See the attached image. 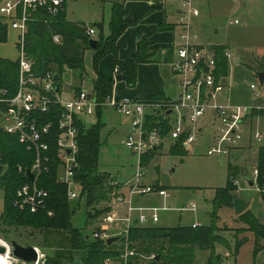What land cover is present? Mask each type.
I'll list each match as a JSON object with an SVG mask.
<instances>
[{"label": "trees", "instance_id": "16d2710c", "mask_svg": "<svg viewBox=\"0 0 264 264\" xmlns=\"http://www.w3.org/2000/svg\"><path fill=\"white\" fill-rule=\"evenodd\" d=\"M126 10L120 2H114L109 22V35L96 40L97 46L92 50L91 64L96 77L93 81L92 92L98 102H104L112 95L113 78H105L98 73L100 60L107 55L112 58L110 68L117 69V75L128 87H134L137 79L139 64L149 62V42L143 37L137 44L135 54L127 60L117 57L116 42L124 31L134 25L136 21L125 19ZM34 18L28 24V31L24 37L23 50L33 64L35 75L42 77L46 73L59 75V91L62 85V75L65 69L72 71L78 78L85 73L84 53L89 50L88 41L93 39L86 33V27L79 23L65 20L63 12L56 17L43 13L33 14ZM54 35L60 37V43H54ZM7 38L5 27L0 25V44ZM216 77H225L227 74V59L223 48H216L214 55ZM18 61L0 59V89L6 90L13 96L18 84ZM264 87V84H263ZM77 88L75 94L79 93ZM103 107L95 110V123L86 126L82 119H75L76 136V163L78 168L73 180L80 187L79 199L84 201L88 224L92 219L103 217L109 212L111 196L119 186L107 174L98 172V160L101 147L100 132L104 124L101 123ZM61 108L51 105L47 114L39 116L40 122H52V135L49 141V150L46 153L48 162L36 178L34 185L46 193L45 207L36 213L19 211L12 205L14 192L26 181L18 168L29 169L34 162L35 154L28 151L19 143L17 136L4 133L0 129V165L3 172L0 176V189L4 193V209L0 215V225L8 229H27L38 231L41 234L39 247L46 255V264H122L120 255L123 251L124 238L110 245L106 241L87 237L80 229L75 228L71 219L75 208L67 199L66 185L58 182L59 159L57 155V120ZM253 117H264V110H256ZM150 127L161 126L163 133H167V126L156 122L154 116L149 117ZM161 124V125H160ZM171 153L184 154L181 143L176 142ZM155 152H148L142 157L141 166L147 165ZM257 167L260 182L264 179V147L257 153ZM238 167L228 164V180L224 188L216 189L212 211L209 213V224L201 226H177L173 228L132 226L127 235L129 250L134 255L129 258V264H194L197 251H208L206 264H222L223 259L215 253L216 245L225 244L222 236L223 229L217 223L218 212L222 208L232 207V194L236 190L231 178L237 173ZM111 182H115L111 185ZM155 187H157L155 185ZM52 215L49 216L48 213ZM238 218L246 220L249 231L257 240H264V223L260 224L255 215L247 209ZM7 229V230H8ZM90 238V239H89ZM11 242V240H7ZM245 239L235 241L234 251L238 252ZM30 246V245H25ZM36 247V246H32Z\"/></svg>", "mask_w": 264, "mask_h": 264}, {"label": "built area", "instance_id": "2783aa9c", "mask_svg": "<svg viewBox=\"0 0 264 264\" xmlns=\"http://www.w3.org/2000/svg\"><path fill=\"white\" fill-rule=\"evenodd\" d=\"M65 1L0 0V25L5 27L7 33L9 31L17 33L19 46L17 90L13 96H9L6 90L0 89V129L6 134L17 136L19 143L35 154L34 162L29 169L18 168V172L24 175L26 182L14 192L12 205L19 211L30 213H36L45 207L46 193L38 189L34 183L37 176L46 170V162H48L46 153L50 147L53 124L40 122L39 116L47 114L51 105L61 108L57 120L59 134L56 141L59 159L58 182L66 185L67 199L73 201L79 198L80 194V187L73 180L78 168L75 157L77 128L74 121L76 118L83 120L85 117H93L97 107H111L117 115L129 121V133L124 145L137 157V170L134 183L126 194L120 192V184L116 188L112 197L116 207L102 218L99 230L93 232L92 237L103 241L111 237L119 236L120 239L123 237L124 245L120 261L122 264H129V258L134 255L128 247L129 229L135 225L142 227L148 221L157 223L159 211L158 208L135 207L134 196L156 193L160 197H167L165 190L140 183L143 176L141 171L143 155L152 151L157 152L168 141L174 144L180 142L183 150L188 151L201 133V120L211 113L215 130L213 145L207 147L206 155L230 157L241 147L244 121L254 111L264 110V107L218 101L230 92L231 85H224L222 78L216 77L214 57L206 54L193 42L196 36L191 33V19L199 13L193 7L192 0H178L180 8L176 23L179 28V44L174 50L171 71L177 78L179 95L174 103L156 99H114L112 96L104 102H98L93 92L89 98L86 91H80L69 100L61 99L59 93L54 91L55 82L52 73L39 77L33 72V64L23 50V41L28 31V24L34 19L33 14L41 12L56 17L63 12ZM234 24H237V21H234ZM86 33L93 35L95 31L86 28ZM52 40L54 43H60V37L57 35H54ZM224 55L228 61L231 60L228 52H224ZM116 72L117 69H114V73ZM249 88L255 97L262 96L255 85L251 84ZM150 116H154L158 124L167 126V133H163L161 126L150 127ZM263 137V132L258 129L252 134V139L256 141L262 140ZM27 172L33 175V181L27 179ZM231 181L239 186L237 180L231 178ZM244 182L249 188H254L257 193L264 196V179L260 182L257 167L250 171ZM114 184L115 182H111V185ZM121 205L125 208V215L122 217L118 216V206ZM135 212L138 216L132 219V214ZM48 215L51 216L52 213L49 212ZM115 223L125 225V229L123 231L118 229L116 236H113L110 227ZM0 247L5 251L0 257L8 264H26L12 255L9 241L0 238ZM34 249L37 260L29 264H44V256L37 247Z\"/></svg>", "mask_w": 264, "mask_h": 264}, {"label": "rangeland", "instance_id": "374dc122", "mask_svg": "<svg viewBox=\"0 0 264 264\" xmlns=\"http://www.w3.org/2000/svg\"><path fill=\"white\" fill-rule=\"evenodd\" d=\"M192 4L200 11L198 30L209 39L210 44H220L229 50L231 60L228 61L227 82L236 83L235 94H241L240 98L237 99L234 96L232 99L237 103L245 100L250 103V106L261 103V98L254 97L249 86L253 84L259 93H264V87L259 84L256 76L258 73L264 74V0H192ZM112 6L113 4L109 0H66V18L71 22L80 23L86 28L94 29L95 35L91 37L99 40L100 37L106 38L109 34ZM234 21H237V24H234ZM18 50L15 34L9 33L6 41L0 45V57L16 58ZM234 59L239 60L238 65L233 64ZM65 74L72 75L74 80L68 79V84L74 85L73 82H75L80 89L86 77H92L89 56L85 57V73L82 78H78L77 74L75 75L68 69L64 70L63 75ZM175 80L177 82V79ZM83 87L90 91L89 85ZM177 97H173L170 101L174 103ZM94 118L88 119V123H94ZM125 121L126 119L117 115L111 107L103 108L101 123L106 126L101 132L98 172L107 174L115 182L127 185L124 189L126 194L134 183L138 159L124 145L126 126L129 129V121ZM205 122H207L206 118L201 120V124L207 128L208 125ZM112 127L114 129L110 130ZM210 128L209 126L208 129ZM208 129H205L206 132L202 135L208 134ZM201 137H197V141L191 146L192 153L173 154L170 151L174 145L170 146L169 151L168 144H165L154 154L147 165L142 167L143 176L140 183L144 186L161 187L168 195L165 199H159L156 193L134 196L133 205L137 208H166L165 212H158V223L152 224L151 221H148L144 225L145 227L190 226L192 222H199L202 226L209 224L208 214L212 211L215 191L224 188L227 184L228 158L226 156H207V147L203 144V136ZM212 145L213 142L210 146ZM258 145L254 147L253 152L240 151L230 157L231 164L238 167L233 179L239 183V186L233 184L236 186V190L232 194L246 200L249 203L248 209L254 215L257 211L258 218L263 221L264 196L257 193L254 188H249L244 182V178L250 174V170L257 167L256 153L259 148L264 147L260 143ZM112 203L111 200L109 211H113ZM71 206L74 208L76 206L71 219L72 225L80 229L83 235L87 234L88 237H92V233L99 230L104 216L94 218L86 224V208L83 199L77 198L71 201ZM192 206H194V211H192ZM3 209L4 193L0 189V215ZM218 214L220 217L217 225L223 229L222 235H225L229 241H232V238H241L246 235L253 236L245 223L246 220L238 218L232 207L222 208ZM123 215H125L124 206H118V216L122 217ZM110 228L112 235L116 236V231L118 229L123 231L125 225L115 223ZM7 229L0 225V238L16 241L22 246H36L46 262V255L39 247L41 234L38 231ZM227 243L229 246L228 241ZM222 246L221 248L225 250L226 246L224 244ZM45 262L44 264H46Z\"/></svg>", "mask_w": 264, "mask_h": 264}, {"label": "crops", "instance_id": "0c3cea01", "mask_svg": "<svg viewBox=\"0 0 264 264\" xmlns=\"http://www.w3.org/2000/svg\"><path fill=\"white\" fill-rule=\"evenodd\" d=\"M119 2L123 5L124 9L126 10L127 14H126L125 19L128 21L137 20V22L134 25L128 27L124 31V33L118 38L116 42L118 59L122 61L130 59L136 52L138 42L143 37H145L150 43L147 49L148 54L150 55V60L149 62L138 65L137 79H136V84L134 85V87H128L125 84V82L122 81L121 79L118 81L115 80L117 72L114 73V71H112L110 68L111 61H112V58L110 55H107L106 57L100 60L98 64V73L107 79L111 77L113 78L114 85H113L111 96L114 99L132 98V99H156V100H162V101H170V99L179 95L178 93L179 89L177 87V82L175 80L177 78L172 74V71H171V62L174 59V50L179 44V28L176 23L177 15H178L179 8H180L178 0H120ZM113 3L114 2H112V4ZM65 9H66V1H65L63 14L65 16V20L68 22H71L66 18ZM195 9L198 11L199 15L191 19V33L196 36V39L193 41L194 44L197 47L203 49V51L210 56L214 55L216 48H223L224 52L229 53V50L225 48L223 45L210 44L208 42L209 39L198 30L199 22H200L198 20L200 17V11L198 7H196ZM72 23H75V22H72ZM9 33H14L15 36L17 37V33L15 31H9L7 33V37ZM93 35H95V33ZM92 52L93 51L89 49V50H86L84 53V68H85V57L89 56L92 77L91 78L86 77L85 82L80 87V91H86L88 93L92 92L93 81L96 77L95 72L92 70V64H91ZM17 56H18V53L16 54V58L2 56L0 57V59L16 61ZM233 64L238 65L239 60L234 59ZM227 76H228V64H227V74L225 77H221V78H222V83L224 85H231L230 92L226 96L219 98L218 101L221 103L229 102L231 104H237V105H240V104L249 105L250 103L246 102L245 100L241 101L240 103H237L236 100L232 99L234 96L237 99L238 97L240 98L241 94H235L236 93L235 90L237 89V84L236 83L232 84V83L227 82ZM68 79H71V81H74L72 75L69 76L68 74H65L62 76V85L60 88V93L58 95L63 100H69L73 98L75 95V89L78 88L75 82H73L74 85L68 84ZM257 80H258V76H257ZM263 84H264V80H263ZM263 84L261 85L262 87H263ZM84 85H89L90 91L85 90V87H83ZM113 92L115 93L114 94L115 96L113 95ZM250 92L253 93L252 90H250ZM261 95L262 96H259L256 98H261L262 102L259 103L258 105H254V107L255 106L264 107V93ZM90 118L92 117H85L83 119V122L85 123L86 126H90L95 123V120H96L95 118H94V123L92 124L88 123L89 122L88 119ZM204 118L207 119V122H205V124L207 123L206 125H208V127L205 128V125L201 124V133L198 137L203 136V140H204L203 144L205 147H208L212 142L215 126H214V121H213L211 113H208ZM105 126L106 125L104 124L103 128ZM209 126L211 127L210 129H208ZM244 126L245 127H244L243 141L241 143V147L238 150H235L231 154V156H233L235 153H238L240 151L245 152V153L253 152L254 147H256V145H258L259 143L261 144V146L264 145V137L260 141H256L252 139V134L256 129L260 130L264 134V117H259V116L253 117L252 115H250L244 121ZM102 129H101V132H102ZM113 129L114 128L112 127L110 130H113ZM205 129L206 130L208 129V134L202 135L203 133L206 132ZM101 132H100V141H101ZM124 132H125V135L127 136V134L129 133V129L127 126ZM165 144H168L169 151H170V146H172V144L174 145V143H171L169 141L166 142ZM192 152H193L192 147H190L188 151H185V153H192ZM99 155H100V152H99ZM230 157H227L228 164H231ZM228 164H227V168H228ZM227 175H228V171H227ZM117 183L121 185L119 188L120 192L124 193L125 192L124 189H126L127 185H125L124 183H120V182H117ZM158 188L163 189L161 187H158ZM158 198L165 199L167 197L163 198V197L158 196ZM115 207L116 206L114 205V203H112V209H114ZM248 208H249V203H248ZM165 209L166 208L163 207V208H160L159 211L165 212L166 211ZM262 210L264 212V205L262 207ZM192 211H194V209H192ZM137 216H138V213L136 212L133 213L132 219H136ZM258 216H259V213H257L256 211L255 218L258 220L260 224H263L264 219L263 221H261L258 218ZM208 218H209V214H208ZM158 222H159V217H158L157 223ZM194 225L201 226L199 222H192L190 226L193 227ZM142 227H145V226H142ZM160 228H173V227H160ZM222 236L225 240V244H224L226 246V248L224 247L225 250L221 248L223 246L220 244L216 245L215 247V253L220 255L223 259L222 264H264V240L256 241L254 234L253 236L246 235L241 238L239 237L232 238L233 242L231 240L229 241L225 237V235H222ZM241 239H245V242L242 244V246H240L238 252L235 253L234 251L235 241L241 240ZM227 241L230 244L229 246H228ZM209 254L210 253L208 251H204V252L197 251L195 254L194 264H206ZM256 261H259V263H256Z\"/></svg>", "mask_w": 264, "mask_h": 264}, {"label": "water", "instance_id": "95a60500", "mask_svg": "<svg viewBox=\"0 0 264 264\" xmlns=\"http://www.w3.org/2000/svg\"><path fill=\"white\" fill-rule=\"evenodd\" d=\"M109 1L119 2L120 0H109ZM88 46H89L90 50H95L96 46H97L96 40L95 39H90L88 41ZM257 76H258L259 84L262 85L263 84V80H264V74L263 73H258ZM121 78H122L121 76H116L115 80L118 81ZM52 79L55 82L54 91L58 92L59 91V87H60V85H59V75L56 74V73H53L52 74ZM91 96H92V92L88 93V97L90 98ZM69 152L70 151H67V153H69ZM2 172H3V166L0 165V176L2 175ZM26 175H27V179L29 181H33V175L32 174L27 172ZM249 185H251L250 182H249ZM232 208H233V211H234L235 215H241L242 213H244L247 210L248 203L245 200L241 199V198H236L232 202ZM86 238H88V236ZM119 240H120L119 236L111 237V238L106 240V244L110 245L112 243L118 242ZM10 243H11V246H12V255L15 258L23 261L26 264L36 262L37 253H36L34 247H32V246H22V245L18 244L16 241H11ZM4 252H5L4 249L0 247V254H4Z\"/></svg>", "mask_w": 264, "mask_h": 264}, {"label": "bare ground", "instance_id": "6f19581e", "mask_svg": "<svg viewBox=\"0 0 264 264\" xmlns=\"http://www.w3.org/2000/svg\"><path fill=\"white\" fill-rule=\"evenodd\" d=\"M0 264H8V262H7V261H5V259H4V258L0 257Z\"/></svg>", "mask_w": 264, "mask_h": 264}]
</instances>
